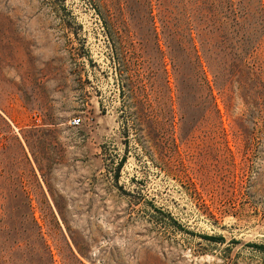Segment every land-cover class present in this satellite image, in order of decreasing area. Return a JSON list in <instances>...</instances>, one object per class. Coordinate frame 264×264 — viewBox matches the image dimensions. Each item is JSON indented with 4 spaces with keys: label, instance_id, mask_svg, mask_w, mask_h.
Instances as JSON below:
<instances>
[{
    "label": "rangeland",
    "instance_id": "374dc122",
    "mask_svg": "<svg viewBox=\"0 0 264 264\" xmlns=\"http://www.w3.org/2000/svg\"><path fill=\"white\" fill-rule=\"evenodd\" d=\"M0 264H264V0H0Z\"/></svg>",
    "mask_w": 264,
    "mask_h": 264
},
{
    "label": "trees",
    "instance_id": "16d2710c",
    "mask_svg": "<svg viewBox=\"0 0 264 264\" xmlns=\"http://www.w3.org/2000/svg\"><path fill=\"white\" fill-rule=\"evenodd\" d=\"M235 75H236L235 72L229 75L224 70H221V71L219 70L218 72L215 73V81L216 83L218 82L220 83V89L223 93L226 94V89L229 87L228 86L229 83L233 84ZM202 88H204L203 85H202ZM209 96H211V102H215V95L213 94V89L211 85L208 84V93L206 94V100L204 102H207V97ZM227 97H228V102H231L233 99V96L228 94Z\"/></svg>",
    "mask_w": 264,
    "mask_h": 264
},
{
    "label": "built area",
    "instance_id": "2783aa9c",
    "mask_svg": "<svg viewBox=\"0 0 264 264\" xmlns=\"http://www.w3.org/2000/svg\"><path fill=\"white\" fill-rule=\"evenodd\" d=\"M72 122L74 125H79L82 122V118L81 117H75V118H73Z\"/></svg>",
    "mask_w": 264,
    "mask_h": 264
}]
</instances>
